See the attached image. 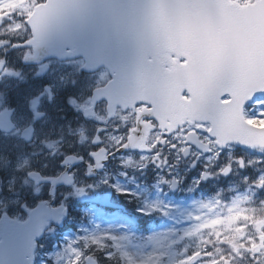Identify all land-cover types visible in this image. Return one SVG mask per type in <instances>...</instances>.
I'll return each mask as SVG.
<instances>
[{"label": "snow or ice", "instance_id": "obj_1", "mask_svg": "<svg viewBox=\"0 0 264 264\" xmlns=\"http://www.w3.org/2000/svg\"><path fill=\"white\" fill-rule=\"evenodd\" d=\"M54 62L67 73L58 83L45 71ZM70 114L94 126L82 154L61 151L63 136L48 139ZM250 121H264V0H24L15 9L0 0V150L8 140L34 158L12 172L27 166L21 188L37 185L21 198L15 175L0 180V264H264V216L246 206L264 195V169L243 177L246 196L192 199L195 211L139 195L192 194L230 176L231 163L211 169L236 146L264 154V128ZM109 167L155 182L142 187L133 175L129 192ZM101 186L135 199L109 215L104 205L117 200ZM176 214L182 229L149 224L178 223ZM68 221L78 232L42 254L41 239Z\"/></svg>", "mask_w": 264, "mask_h": 264}, {"label": "rangeland", "instance_id": "obj_2", "mask_svg": "<svg viewBox=\"0 0 264 264\" xmlns=\"http://www.w3.org/2000/svg\"><path fill=\"white\" fill-rule=\"evenodd\" d=\"M24 2V0H9V3H10V7L12 9H15L17 8L19 5H21L22 3ZM7 13H5L6 15ZM60 65V64H59ZM46 71V75L49 76L50 79L56 81L58 83L59 81V77L62 76V75H66L67 73L65 71H63V69L61 68V66H58L54 63H52L50 65V67L48 69L45 70ZM72 122V119L70 120V123ZM261 122H264V121H261ZM68 124V126H66ZM63 127L64 130L62 131L63 132V137L67 140V141H72L73 138L67 134L68 133H75V134H79V137L77 139L78 141V144H80V140H81V135H83L85 137V140L84 142L87 140L88 136H89V133H90V130L88 131V129L86 128V125L82 126V125H74L73 126L70 124L69 126V121L67 122H61L60 123V126H59V130L62 129ZM7 152H5L4 156H3V159H1L0 163L3 164V165H6V162L5 161V158H9L10 156V153L12 152V149H5ZM27 158L29 159V163L31 164L33 159L32 157H27L25 154L23 153H20V154H17L12 162V166H11V170L10 172L7 174V172L0 176L1 178H3L4 182H5V186L7 184V181L9 179H11L12 175H15L16 177V190L20 189L21 188V185L23 183V177H24V172L27 170V166L25 167V169L21 170L20 172H16V173H13L12 172V168L16 165V164H22L24 159ZM258 159H264V155L263 154H259L257 152H255L253 154V159L252 160H258ZM7 166H0V172L3 173L4 169L6 168ZM251 167H253V173L251 172V175L250 177H255L257 175H259V170L261 169H264V164H254V165H251ZM9 171V169H8ZM109 174L111 175V178L112 180H118L121 184H128V191L129 192H136L137 189L135 188V186H131L128 182L132 181H125L121 178V176L118 175V172H114V173H111L109 172ZM243 178V177H242ZM242 178L236 176L234 181L232 182L234 185L231 186V188H228L227 192L225 191H217L215 192V196L216 197L218 194H219V198L221 197H224L226 196L223 201H226V202H231L232 200L236 199V198H242L244 196H246L248 194V189H247V186L244 184ZM142 187L145 186L144 184H141L139 183ZM26 187V186H25ZM24 187V188H25ZM31 187H32V191L33 193L35 192V185L31 184ZM11 195V194H9ZM93 195V194H92ZM140 195V199L141 201H143L144 199H156V193L154 192L153 189L149 190L148 192H143L141 191L139 193ZM203 197V196H201ZM213 197V198H214ZM157 198H167L166 196L164 195H160V196H157ZM264 199V195H261L259 196V199ZM126 199H127V203L129 202V200H134L132 198H129L126 196ZM192 199H195V198H192L191 196H184L183 194H180L179 196H175L173 199H171L170 201L173 203V204H180L182 205V209L183 210H186V211H195V209L192 207V204H191V201ZM205 200H209V199H212V198H209V197H204ZM196 200H199V198H196ZM167 202V201H166ZM86 203V202H85ZM249 205V204H248ZM87 206H91V205H87ZM247 206V205H246ZM260 207V205H259ZM260 209V208H259ZM93 216L92 215H89V216H86L83 218V222H84V226L85 227H89L91 229V222L93 220ZM176 219H178L180 222L178 223H175L173 224L171 220H165V219H160L159 217H156L155 220L151 223V225H154L155 223L159 224L162 228H168V227H175V228H178V229H182L185 227V224L183 223V218L179 216V214H176ZM73 226L69 229H66L65 231H61L59 233H57V238H56V244L49 250H45L46 248L42 249V254L43 252H48V253H51L52 251H54L55 249H57L58 247H63L66 239H69L71 238L74 234H76L78 232V229L81 227L80 224H77V223H72ZM106 226V224H105ZM184 245H191V246H196L195 244V241L194 239H191V240H184L181 242V244L177 245V246H174V249L173 251L174 252H178Z\"/></svg>", "mask_w": 264, "mask_h": 264}, {"label": "flooded vegetation", "instance_id": "obj_3", "mask_svg": "<svg viewBox=\"0 0 264 264\" xmlns=\"http://www.w3.org/2000/svg\"><path fill=\"white\" fill-rule=\"evenodd\" d=\"M39 68V65L37 66V70ZM33 71V69H28L25 70V74L26 75H31V72ZM55 99V98H54ZM46 100V98H45ZM45 108H51L50 105H48L47 103H45ZM97 116H101V117H105L106 118V111L103 107L97 109ZM73 123H72V126L73 124L74 125H86V128L88 129V131L90 130V133H89V136L87 138V140L84 142V145L82 146L81 144H78V137H79V134H75L71 137L73 138L72 141H67L65 138H64V144L63 146L65 147H72V152L70 153H74V154H82V150H83V147L87 146V147H91L90 145V141L91 139L94 137L95 133H94V126L92 123H89V122H86L84 120H77V119H72ZM60 122H58L56 124V127L55 129L53 130L52 134L50 137H48V139L50 140H57L59 139L61 136H63V132L61 131V129L59 130V126H60ZM68 133V132H67ZM77 138V139H76ZM105 139V145H111V140L108 139L107 137L104 138ZM5 146L7 147H11V142L8 141V140H5L4 143H3ZM42 146L39 144V142H37V148L40 149ZM167 154V153H166ZM243 158L246 162L249 160L248 158V150H243V149H240V148H234L233 152H232V158L229 159L227 156H225L223 159H221L220 161H218V167L214 168V169H211V171L215 172V171H218L219 170V166H226L228 165L229 163H231L232 165V173L230 174L233 175L234 177L238 176V177H244L245 175L249 176L251 174V170H252V167L249 166L248 168H244V169H241L239 168V166L235 163V161L239 158ZM169 159L170 160H173V157L171 155H169ZM174 162V161H173ZM137 163H139V161H137ZM183 163V162H182ZM112 168V167H109L107 169V171H109V169ZM130 173H132V176L135 174L137 175L138 177V180L140 179V176L143 174V173H140V174H137V173H134L132 172V170L130 169L129 170ZM155 172V170H153ZM195 170H193V173H194ZM158 175H163L165 174L163 171L161 173H157ZM191 174V173H190ZM145 175V179H146V184H152V182L155 180L154 176H148L146 174H143ZM214 178V176L212 177ZM212 178L209 180V181H206V182H203L204 184H208V183H217L219 182L222 178L220 177H215V180L212 181ZM81 180H84L85 177H81L80 178ZM142 179V178H141ZM104 191L102 194L104 193H107L109 192L111 196H113L118 202L121 203V205L124 207V204H127V199L125 197V195H122V196H119V194H116V193H112L110 190H105V187L104 186H101ZM167 192V190H165ZM92 194H94L93 192H90L89 195L91 196ZM26 194L22 193L21 194V198H23ZM170 195V194H169ZM98 206H100V204L98 203L97 204ZM120 210V209H119ZM119 210H115V209H106L105 208V212L108 213L109 215H111L112 213H116L117 211Z\"/></svg>", "mask_w": 264, "mask_h": 264}, {"label": "water", "instance_id": "obj_4", "mask_svg": "<svg viewBox=\"0 0 264 264\" xmlns=\"http://www.w3.org/2000/svg\"><path fill=\"white\" fill-rule=\"evenodd\" d=\"M61 225H62V224H61ZM61 225H60V226H61Z\"/></svg>", "mask_w": 264, "mask_h": 264}]
</instances>
